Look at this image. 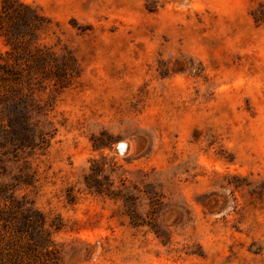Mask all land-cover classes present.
I'll return each instance as SVG.
<instances>
[{"label": "rangeland", "instance_id": "obj_1", "mask_svg": "<svg viewBox=\"0 0 264 264\" xmlns=\"http://www.w3.org/2000/svg\"><path fill=\"white\" fill-rule=\"evenodd\" d=\"M19 1L69 72L0 100L5 259L264 264V0Z\"/></svg>", "mask_w": 264, "mask_h": 264}, {"label": "trees", "instance_id": "obj_2", "mask_svg": "<svg viewBox=\"0 0 264 264\" xmlns=\"http://www.w3.org/2000/svg\"><path fill=\"white\" fill-rule=\"evenodd\" d=\"M47 22L33 7L21 3L19 0H2L0 7V36L10 50L0 55V85L5 87V93L0 100L5 104L10 101L12 110L20 101L26 103L23 91H40L47 80L60 84V79L68 74L69 70L43 48L30 49L27 44L34 42L35 31ZM26 44V45H25ZM26 46V47H25ZM70 67V65H67ZM9 89V90H8ZM20 97H18V94ZM12 132H14L12 121ZM17 134L21 141L33 142L36 137L34 127L25 124L18 129ZM2 220L12 232V203L4 201L0 205ZM10 248L12 256V239L0 237V264H12L5 259L4 250ZM2 259V260H1Z\"/></svg>", "mask_w": 264, "mask_h": 264}, {"label": "bare ground", "instance_id": "obj_3", "mask_svg": "<svg viewBox=\"0 0 264 264\" xmlns=\"http://www.w3.org/2000/svg\"><path fill=\"white\" fill-rule=\"evenodd\" d=\"M129 143L128 142H122L119 144V151L120 154H124L129 150ZM133 147V146H132Z\"/></svg>", "mask_w": 264, "mask_h": 264}, {"label": "water", "instance_id": "obj_4", "mask_svg": "<svg viewBox=\"0 0 264 264\" xmlns=\"http://www.w3.org/2000/svg\"><path fill=\"white\" fill-rule=\"evenodd\" d=\"M116 151H117V153H120V151H119V145L116 147Z\"/></svg>", "mask_w": 264, "mask_h": 264}]
</instances>
